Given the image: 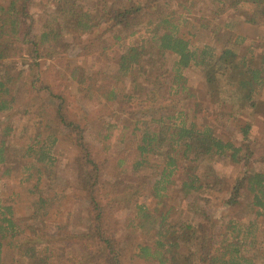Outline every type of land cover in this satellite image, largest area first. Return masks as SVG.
I'll return each mask as SVG.
<instances>
[{
  "label": "trees",
  "instance_id": "trees-1",
  "mask_svg": "<svg viewBox=\"0 0 264 264\" xmlns=\"http://www.w3.org/2000/svg\"><path fill=\"white\" fill-rule=\"evenodd\" d=\"M34 1L0 0V180L37 175L25 187L28 215L0 196V264H124L123 256L145 264H264V153L253 157L249 123L235 136L219 131L241 106L264 109V33L192 41L199 29H231L221 21L233 12L264 26V0H203L204 11L193 0H47L38 17ZM72 46L92 59L91 68L70 64ZM59 57L75 90L105 109L98 141L121 145L115 165L135 172L136 181L105 177L107 160H97L63 93L40 77L41 64ZM190 66L201 69L210 100H218L223 81L235 84V114L203 109L183 73ZM23 79L50 100L36 112L42 129L12 150L14 88ZM60 141L76 156L74 183L59 190ZM223 157L240 165L235 178L214 166ZM73 192L86 200L87 214L84 229L70 232ZM178 196L188 199L189 216L174 214L171 197ZM216 200L247 214L211 231L196 217L211 213ZM117 208L126 211L119 223L107 216ZM6 250L13 251L8 263Z\"/></svg>",
  "mask_w": 264,
  "mask_h": 264
},
{
  "label": "rangeland",
  "instance_id": "rangeland-1",
  "mask_svg": "<svg viewBox=\"0 0 264 264\" xmlns=\"http://www.w3.org/2000/svg\"><path fill=\"white\" fill-rule=\"evenodd\" d=\"M47 0H35L33 3V12L37 15L42 11L45 2ZM196 7H199L203 11L206 9V3L203 0H193ZM52 9V8H51ZM238 13H229L221 21V24L228 21L230 28L220 27L217 34L208 32L202 29L197 30L196 35L192 38V41L196 45H201L205 43L214 44L221 38L229 35L235 36V34L240 33L248 37H259L264 33V26H251L245 22H240ZM38 19V18H37ZM39 30V24L35 28V33ZM66 40L70 41V36L66 37ZM79 46H72L69 48L66 57H69L70 64H77L82 66V68L89 69L93 65V61L90 58L78 56ZM77 55V56H76ZM47 64V65H46ZM41 71V73H40ZM40 77L47 82L57 93H63L66 97V107L69 115L77 122H79L85 128V135L88 143L95 152L97 160L104 162L107 160L106 167H104V175L107 178H119L126 181H136L137 174L130 169H124L116 167V154L121 151V145L115 141L99 142L97 135L100 130H102V120L103 115L105 116V109L99 105H96L93 101L89 100L87 97L78 93L75 90L74 83L68 77V70L66 68V58L59 57L54 61H50L45 64H41L39 69ZM185 77L188 80L189 85L196 90L198 94V101L203 104V109H220L228 113H234L233 107L235 104H239V99L237 96V89L235 84L223 81L219 89L218 100H210L205 95V84L203 82L201 69L197 66H190L183 70ZM15 89V98L17 107L15 108V118L14 126L15 130L12 136L9 138L10 147L12 150L19 149L25 140L29 137L30 133L35 129H42L41 116L36 115L39 111L40 100L45 104L49 102L50 99L47 98V93L45 91L36 92L33 88L30 89V84L26 79L18 82ZM35 91H33V90ZM27 102H33L34 105H26ZM41 102V103H42ZM240 105H242L240 103ZM23 109H28L23 113ZM234 119H230V122L226 126V129H219V131H224L226 134L231 135L238 132V127L249 123L251 128L248 133L249 145L253 149V157H259L264 153V109L248 112L244 110V106L240 107V111L236 112ZM3 114H0V118ZM105 119V117H104ZM26 125V129H24ZM237 139L241 138L238 134ZM55 154L58 156L59 161L57 163L58 170V185L57 188L60 190L63 187H70L74 183L75 178V159L76 150L66 141H60L56 148ZM119 155V154H118ZM214 166L217 171L225 176L233 179L239 173V164H234L227 157L218 158L214 162ZM27 174H20L18 177H10L7 180H0V196L7 203H13L16 211L20 215H28L31 211L29 207V200L31 196L25 191L26 185L28 183L32 184L37 181V175L30 174L29 180H27ZM44 181V178L41 180ZM42 185V183H41ZM27 188V187H26ZM72 194V193H70ZM76 198L73 199V217L71 219L70 232L74 230H82L85 227V218L87 214V202L85 199L78 197L75 192ZM173 197V195H172ZM171 197V203L175 205V215L180 211L181 215L189 216V211L187 209L185 198L178 196V199H173ZM209 212L204 217H196L205 226H207L211 231L219 232L223 229L225 221L232 216H244L246 215V210L242 208H231L221 204L219 200L213 202V206ZM126 214V211L121 208L115 210H107V216L114 222H121ZM49 221L54 222L56 217L53 214L50 215ZM259 221L264 225V218H259ZM60 233L68 234L69 230L64 229ZM66 243V242H65ZM68 243V242H67ZM67 247V244H65ZM13 257L12 250H6L5 260L10 262ZM129 257L122 258L124 264H145L142 260L128 261ZM47 264H68L60 263L56 258L51 259Z\"/></svg>",
  "mask_w": 264,
  "mask_h": 264
}]
</instances>
